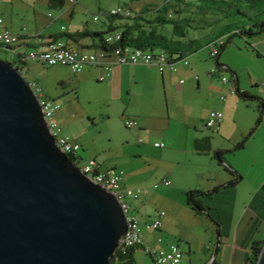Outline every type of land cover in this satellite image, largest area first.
<instances>
[{
    "label": "rangeland",
    "instance_id": "1",
    "mask_svg": "<svg viewBox=\"0 0 264 264\" xmlns=\"http://www.w3.org/2000/svg\"><path fill=\"white\" fill-rule=\"evenodd\" d=\"M165 1L64 0L62 5L52 0H0V18L3 19L0 25H7L12 32L34 31L37 27L50 25L55 19L58 28L64 25L66 32L76 28H89L96 32L98 28H107L109 23L126 22L124 18L110 16L109 11L118 6H130L134 11L151 9L146 15L155 16L156 10ZM198 4L203 5L204 11L187 10L179 14L170 11V21L160 27L169 38L174 37L180 42V46L187 51L189 62L185 66L184 60H179L175 69L164 70L163 73H172L169 84L164 83L158 67L147 64L137 73L139 83L133 75H127L111 85L108 82L111 77L104 79L108 81L102 80L100 69L94 65L84 67L80 71L84 72L82 74L73 73L65 65H47L35 57L23 64L19 62L27 81L35 80L41 84L47 96L63 108L66 115L64 125H61L63 134L79 139L82 144L79 154L86 159L94 158L102 165L101 171L106 170L110 175L120 174L126 187L140 190L139 198L126 199L131 206L129 216L137 221L154 219L162 211L167 213L177 209L174 205L178 194L164 189L167 186L165 180L171 183L174 180L169 176L164 178V174L173 167L177 183L195 179L197 166L194 159L190 160L191 156H195L194 136L197 135L193 129V118L200 117L207 109L225 113L228 120L225 131L248 137L243 152L228 153V158L233 159L246 174L248 171L264 170V111L261 114L259 99L264 98V29L251 36L237 34L226 43L219 60L229 70L221 69L208 43L215 41L214 47L220 49L221 44L228 40V30L223 26L229 22L214 9L213 1ZM95 17L98 19L95 20ZM179 18L184 21H180L179 28H176L171 21H179ZM254 23L255 20L248 17H243L240 22L247 28ZM222 30L224 34H221ZM33 50L40 51L42 48L17 47L15 51L28 54ZM84 50L99 55L98 49ZM106 56L114 60L113 53ZM13 57V52L0 48V59L11 63ZM213 69L218 74L214 82L210 77V70ZM232 71L237 73L241 88L258 93V99L238 95ZM222 76L229 80L224 83L225 86L220 79ZM196 77L201 79L200 87ZM179 82L182 83L181 88ZM230 89L240 99L230 94ZM222 97L225 99L220 102ZM260 115L262 119L258 123ZM130 120H136L140 125L146 123V133H137L141 126L126 127V121ZM220 124L214 131L219 129ZM203 130L213 137L222 138V133L213 132L210 127ZM243 176L245 174H238L239 178ZM182 251L184 258H189V251L185 248ZM136 257L135 264H152V258L144 249H139ZM194 264L200 263L197 260Z\"/></svg>",
    "mask_w": 264,
    "mask_h": 264
},
{
    "label": "water",
    "instance_id": "2",
    "mask_svg": "<svg viewBox=\"0 0 264 264\" xmlns=\"http://www.w3.org/2000/svg\"><path fill=\"white\" fill-rule=\"evenodd\" d=\"M43 110L0 59V264H114L129 229L120 198L56 146Z\"/></svg>",
    "mask_w": 264,
    "mask_h": 264
},
{
    "label": "crops",
    "instance_id": "3",
    "mask_svg": "<svg viewBox=\"0 0 264 264\" xmlns=\"http://www.w3.org/2000/svg\"><path fill=\"white\" fill-rule=\"evenodd\" d=\"M73 14L74 9L72 10V15ZM50 16L52 17V14ZM56 22L57 20L54 19V22H50V25L37 27L34 31L23 30V32H19L16 30V32L13 33L20 36L19 43L15 47L28 48L31 46H38L43 49L50 40H53L52 36H55L54 40L63 41L73 49L87 52L84 48H91L88 46L92 44L93 38H79L77 42L72 39H68L65 35H63V33L67 31L66 27L64 25H60L61 27L58 28ZM52 25H54V29H52ZM1 28H7V25H0V29ZM79 30L93 31L89 28H76L73 31H68L66 33H75ZM104 30H107V28L103 30H100L99 28L97 29V31ZM61 35L63 36L60 37ZM98 51L101 52L100 49H98ZM13 58L14 60H19L18 56L15 54ZM183 64L188 66L189 62L188 64L183 62ZM94 66H97L100 69V73L104 69V67L99 64H95ZM109 68L111 72V80L104 81L111 82V85L116 84V82H119V80H122V78L127 75H133L137 79L136 82L139 83L140 80H138L137 73H139L142 68H145V65H123L120 63H114ZM80 73L83 74L84 72ZM161 75L164 83L169 84L172 73H161ZM215 76L218 77L216 71L213 75H210L211 81L214 82ZM196 78H198V86L200 87L201 79L199 77ZM180 81L183 82L182 79ZM179 83L181 88L182 83ZM223 86H225V84ZM239 87L241 91H246L255 96V99L259 98L258 93L252 92L248 88H241L240 81ZM176 93L179 92L176 91ZM229 93L236 95L235 92L231 91V89ZM43 97L49 98L45 92ZM224 99L222 97L219 101L222 102ZM237 99H240V97L237 96ZM259 99L261 100L260 103L264 102V98L260 97ZM62 110V107L56 110L55 117L59 124L64 125L66 115L64 114V110ZM210 112V109H207L200 115V117L193 118V129L197 132V135L194 136L193 153L195 156H191L190 160L192 161L194 159V165L197 166L195 179L188 180L181 184L177 183L173 167H170L164 174V178L169 176L174 180V183L165 186L164 189L168 193L178 194L174 205L177 209L173 208L165 213L164 216L160 217L162 225L157 231L148 230V228L145 227V223L151 221L153 222V220L159 218V215H157L154 219L145 218L138 219V221L142 227L141 230L146 239V245H148L151 249L156 250L160 247L166 248L170 244L177 243L181 249L185 248L189 251V258L185 259L183 254V259L180 264H194L197 260L200 264H212V248L218 242V255L213 264H251L250 250L253 242L264 239V170H256L255 172L248 171L246 174V172H244V170H242L233 159L228 158L227 154L231 152L225 153L224 160L226 163L224 165L214 159L213 154L217 151V149H222L224 151L231 149L244 139V135H234L233 133L225 131L228 123L225 113L223 114V119L219 129L216 131L212 130L216 133H222V138L213 137L210 133L205 132L203 130L204 127L206 129L209 128L206 125V118ZM140 126L142 128L138 127L139 130H137V133H146L145 128L147 124L144 123ZM204 137H209L211 140L210 150L197 151L195 143ZM245 147L246 143L242 149L236 151L243 152ZM164 150H162V152ZM76 157L78 158L77 162L81 166H84L90 159L94 160L92 157L86 159L83 157V154L79 153L76 154ZM255 162H257V158L254 163ZM96 166L99 172L109 174L106 170L101 171L102 165L97 161ZM226 166H228V170L236 169V172L232 170L233 173H231L226 170ZM240 173H243V175L245 174V176L239 178L238 174ZM235 179H237L236 182L232 185H227L228 182ZM216 187L220 188L211 197H200V199L203 200L202 203L206 211L196 212L187 203L188 191H209ZM215 223H217V225ZM158 237H161V242L158 241ZM139 249L142 248H138L136 250V256ZM149 256L153 259L151 255Z\"/></svg>",
    "mask_w": 264,
    "mask_h": 264
},
{
    "label": "trees",
    "instance_id": "4",
    "mask_svg": "<svg viewBox=\"0 0 264 264\" xmlns=\"http://www.w3.org/2000/svg\"><path fill=\"white\" fill-rule=\"evenodd\" d=\"M203 1H213L215 4L214 9L218 11L219 15L223 18H227L228 25H224L228 31V40L221 44V48L218 49L216 58V64L221 69L229 70V67L226 64L220 62L219 57L226 45V43L232 41L233 37L237 34L242 35H254L263 31L264 29V0H166L162 6H160L156 12L157 14L154 16H147L146 14L150 12L151 9L142 10V11H134L130 6H120L128 11L130 14L125 15L123 13H112V10L109 11L111 17L125 19L126 22L121 23H109L107 30L104 31H77L75 33H63L68 39H72L74 41H78L80 38L91 37L93 38L92 44L88 47H93L95 49H100L101 52L99 54H107L113 53L116 49L123 48L124 50H132L135 51L139 49V51H151L153 55L157 56L160 54H164L167 57V60L174 65L177 64L179 60H187V51L184 50L180 46V42L177 41L174 37H168L166 34L162 32L160 29L161 26L165 25L169 20L168 12L182 13L187 10H202L203 5L200 6L198 3H202ZM53 3L58 2L62 5L64 4V0H52ZM198 2V3H197ZM243 17H248L250 19L255 20V23L247 28L246 26H242L240 22H242ZM98 19V17H97ZM129 20V21H128ZM183 19L179 18V21L173 20L172 23L176 24L175 27L179 28V22ZM184 21V20H183ZM116 33L119 34L118 39H109L106 38L110 36H115ZM224 30L221 31V34H224ZM61 35L60 37H62ZM227 35V34H226ZM54 40L55 36H52ZM113 40V41H112ZM112 41V42H111ZM3 44V45H2ZM14 44L0 43L1 49H7V51L13 52V54L18 56V61L14 60L11 62L16 68L21 69V66L18 65L26 63V61H22L20 56L24 55L16 52L14 48ZM215 45V41H209L208 46L213 48ZM196 50V49H195ZM216 71V70H215ZM161 73V72H160ZM237 85L235 86L236 92L242 98H254L255 96L249 94L246 91H241L239 87V79L238 75L235 71H232ZM261 114L263 112V107L260 106ZM261 115L258 118V123L261 121ZM254 130V129H253ZM251 130V133L253 132ZM248 137L244 138L240 143L236 144L229 150H218L219 154L216 152L213 154L214 159H216L219 163L225 164V153L231 152L234 153L236 150H240L243 148L246 143ZM211 140L209 137H204L201 140H198L195 143V148L197 151L210 150ZM68 158L76 163L78 158L75 155L68 154ZM77 164V163H76ZM228 165V164H227ZM229 166V165H228ZM228 166H226V170H228ZM235 171L234 169H232ZM232 170H228L233 173ZM236 172V171H235ZM220 187H216L213 190L200 191V190H190L187 192V203L193 208L196 212L206 211L203 206V200L200 199L201 196L211 197L215 192L218 191ZM264 239L254 241L250 250V260L251 264H256L261 247H263ZM138 249V248H137ZM135 248H126L117 250V258L113 260L114 264H135L136 259V250Z\"/></svg>",
    "mask_w": 264,
    "mask_h": 264
},
{
    "label": "built area",
    "instance_id": "5",
    "mask_svg": "<svg viewBox=\"0 0 264 264\" xmlns=\"http://www.w3.org/2000/svg\"><path fill=\"white\" fill-rule=\"evenodd\" d=\"M112 13H123L129 15L128 11H125L124 8L118 6L115 9H112ZM2 18H0V24L2 23ZM97 20V17H95ZM64 28V27H63ZM120 33H116L115 36H108L106 40L109 39H118ZM0 36L11 37V39L17 40V45L19 43V36L8 30L7 28L0 29ZM3 45V44H2ZM16 49V47H14ZM212 56H217L218 49L211 47ZM114 60L107 58L104 54L95 55L91 52H83L68 47L63 41H49L47 45L40 51H30L28 54L20 56L22 61H27L31 57L39 59L43 63L55 66V65H65L72 72H80L84 67L91 64H99L104 69L101 71V79H110L111 72L110 68L114 63H123V64H147L158 67L161 73L164 70L175 69V65L170 63L167 60L166 55L163 53L160 55H153V52H144V51H127L121 48V51L113 52ZM188 64L187 60H184ZM106 69V70H105ZM215 73V69L210 70V75ZM221 80L224 83H228L229 80L226 76H222ZM31 88L35 91L36 96L38 97L42 107L45 117H49V122L52 123V134L54 135L55 142H60L63 145V152L68 154L75 155L79 153L82 148L81 142L76 137L65 136L63 134V128L56 120V110L60 108V105L52 99L43 97L44 89L41 84L35 80L28 81ZM224 98V97H223ZM223 111L213 110L211 111L206 118L207 126L217 129L218 125L223 119ZM139 127L140 124L136 120L126 121V127ZM77 166L80 165L76 160ZM81 166V165H80ZM78 166V167H80ZM82 170L86 172L91 179H93L98 185H101L105 190L114 192L120 198V204L125 214H127L128 227L127 233L124 237L123 244L121 249L126 248H142L148 252L149 255L153 257L152 264H180L183 259V251L178 246L177 243L168 245L166 248H158L156 250L151 249L146 245V239L142 233V227L140 223L129 216L131 212V206L126 201L129 197H134L135 199L139 198L140 190L133 187H126L123 177L120 174H106L99 172L96 166L95 160H88L84 166H81ZM166 185L171 184L170 181L165 180ZM165 212H161L159 218H156L153 222H146L145 227L148 230H157L161 227L162 222L160 217L164 216ZM161 237H158V241L161 242Z\"/></svg>",
    "mask_w": 264,
    "mask_h": 264
},
{
    "label": "bare ground",
    "instance_id": "6",
    "mask_svg": "<svg viewBox=\"0 0 264 264\" xmlns=\"http://www.w3.org/2000/svg\"><path fill=\"white\" fill-rule=\"evenodd\" d=\"M0 43L14 44V43H17V40L11 39V37H7V36H0ZM137 50L139 51V49H137ZM137 50H135V51H137ZM116 51H121V49H116L114 52H116ZM127 51H132V50H127ZM144 52H151V51H144ZM45 118L48 121V123H49L48 126L52 132V129H51L52 123L49 122V117H45ZM56 146L63 151V145H61L60 142H56ZM125 216L127 219V214H125Z\"/></svg>",
    "mask_w": 264,
    "mask_h": 264
}]
</instances>
